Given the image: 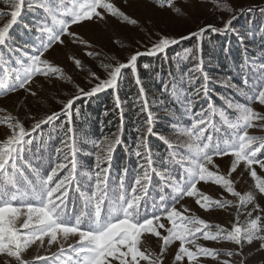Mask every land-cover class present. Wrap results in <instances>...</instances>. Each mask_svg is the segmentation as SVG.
Returning a JSON list of instances; mask_svg holds the SVG:
<instances>
[{
  "label": "snow or ice",
  "instance_id": "obj_1",
  "mask_svg": "<svg viewBox=\"0 0 264 264\" xmlns=\"http://www.w3.org/2000/svg\"><path fill=\"white\" fill-rule=\"evenodd\" d=\"M8 12L0 11L10 19L0 25V48L7 47L12 39L11 29L18 23L25 10L35 12L38 9L46 13V20L35 27V31L46 39L41 40L32 54L24 53L27 58L15 61L19 67L11 68L0 52V71L15 73L9 76L11 83L0 79V95H7L23 89L35 97L36 91L31 89L33 78L44 77L51 81L66 79L62 67L46 58L45 54L54 45L64 44L65 35L73 38V43L92 48L90 41L70 31L73 25L90 21L107 23L108 18H116L121 22L136 25L138 21L130 17L118 7L113 0H3ZM176 13L182 10L175 6L174 0H164V4ZM222 11L232 12L229 4L220 7ZM251 10V9H249ZM264 13V8L260 9ZM241 14L244 9H240ZM235 15L224 22L222 27L207 24L190 32L187 36L173 38L158 35L145 51L130 53L125 61L117 56H105L100 67L105 71L102 78L91 69L88 70V84L85 88L75 84L76 94L66 101H59L60 111L51 112L40 119L30 117L34 122L30 127L8 113L0 124L10 130L4 141L0 142V264H56L65 257L62 264H165L167 254L172 246L174 264H202L201 258L216 260L217 264H232L231 259H220L226 255L231 258L240 255L239 251L221 250L207 247L198 240L228 241L240 249L244 244L259 241L257 251L264 252V207L258 202V196L264 198V135H251L249 129H264V87L255 91H245L248 79L243 80L244 87L231 82L229 78L220 83L235 90L244 97L241 103L227 97H221L225 103L219 107L207 101L213 79L203 71L202 42L206 34H221L234 31ZM195 39L193 47L185 48L177 53L173 60L177 63L189 59L196 60L189 70L187 79L173 78L171 85L164 86V92L172 100L180 103L184 114L190 121L182 123L175 119L170 128L177 140L155 132V115L151 110L144 87L139 79L137 61L141 56L163 55L167 60V50L180 43L181 40ZM17 51H20L17 49ZM88 56L99 57L100 52L88 51ZM77 68L83 69L79 58L70 57ZM108 61V62H105ZM248 61L245 60V66ZM145 69L149 64H144ZM264 70V65L260 66ZM130 70L140 86L139 94L143 100L141 112L146 113L145 130L138 136L135 156L142 161L138 163V173L129 188L125 187L128 169L124 168L118 178V192L111 196L109 187L113 154L122 144L123 112L121 125L116 133L93 140L95 156L94 173L85 169L78 160L83 151L79 146L74 128V117H79L80 109L76 102L83 98H91L98 93L112 89L117 108L121 107L118 95L120 81L124 71ZM202 83L197 84L200 77ZM171 75V73H170ZM71 82V78L67 77ZM203 96L207 108L194 111L197 98ZM160 106L165 105L161 100ZM261 107L256 110L252 104ZM229 110H231L229 112ZM0 109V112H5ZM167 111V108H165ZM174 115V114H173ZM218 117L223 126L230 129L228 138L214 139L209 129L216 131L215 119ZM59 121V124L56 122ZM44 126L51 131L56 128L63 133L60 146L54 149L55 159L51 160L47 169L41 171L39 162L45 157L51 135L43 132ZM140 132L139 129H137ZM156 135L170 150L168 157L157 159L147 143V137ZM184 139L181 140L180 138ZM84 143H88L87 140ZM183 149V151H181ZM230 158V167L226 174L222 173L216 158ZM51 159V158H50ZM166 165H179L173 170ZM240 169L241 177L246 171L254 180V191L244 194L236 190L233 173ZM258 170L261 174H258ZM93 181L91 189L82 190L83 182ZM154 178L160 182L159 203L153 202L151 207L147 200L148 189ZM211 182L220 186L224 192L237 198V203L221 195L213 199L205 194L198 185ZM75 193V195H73ZM185 198H192L200 209H224L229 206L237 208L235 223L231 229L220 225H212L205 219L191 213V209L181 204ZM82 202L79 212L75 210L76 201ZM70 203L72 208L69 207ZM177 205H180L178 208ZM251 205V209L248 208ZM257 213L256 215H253ZM245 216L243 224L240 216ZM216 230L213 231L212 229ZM149 237L157 238L158 250H150L143 241ZM73 239L74 243H67ZM57 245V252L50 255L39 254V249L50 251ZM67 244V247L65 245ZM35 249L34 255L29 251ZM246 259V258H245ZM244 264V261H241Z\"/></svg>",
  "mask_w": 264,
  "mask_h": 264
},
{
  "label": "rangeland",
  "instance_id": "obj_2",
  "mask_svg": "<svg viewBox=\"0 0 264 264\" xmlns=\"http://www.w3.org/2000/svg\"><path fill=\"white\" fill-rule=\"evenodd\" d=\"M66 2L70 4L71 0H66ZM113 2L130 17L136 19L138 23L136 25H132L126 22H121L116 18L109 17L107 23L86 21L79 25H73L70 31L78 34L84 40L90 41L93 47L86 48L82 44L73 43V38L67 35L62 37L64 44L54 45L53 48L45 54V56L54 64L63 68L66 79L57 80L53 78L49 81L41 76L34 77L30 87L33 91L38 93L35 97L29 95L23 89H18L15 92H9L7 95H0V109L6 110L5 112H0V119L10 113L12 116L18 117L25 124V127H30L34 122L30 117L40 119L47 114H51V112L60 111L62 105L59 101H66L72 95L76 94V88L74 87L75 84H79L85 88L90 87L88 84L89 69L96 72L97 75L102 78H105L106 73L100 67V61L105 56L115 55L121 61H125L130 53L137 50L141 52L145 51V46L150 45L152 40H155L158 35L179 38L181 36H187L190 32L207 24L222 27L224 22L233 15L237 17V19L233 20L234 31L221 34H206L205 39L202 42V52L199 55L203 60V71L206 72L214 81V83L210 85L211 91L207 97V101L213 103L217 107L225 103L221 97H227L241 103L246 102L244 97L239 95V93L235 90L227 88L220 83L221 81H226L230 78L232 83L244 87L243 82L238 83V81L235 80L234 74L232 73L236 72L239 74L243 73L246 76L250 74V77H247V79L248 84L251 85L250 87H253L251 91H255L261 84V87H264V70L260 69L261 65L258 64L257 61H250V57H245V60L247 59L248 63H251V69H248L247 66H245V63L232 67V63L228 58L229 56H227L233 52H235L236 56L240 52H242L243 56L244 53L246 56H252L255 53L256 45L254 44V39L257 37V34L264 35V13H261L260 11L261 8H264V0H174L175 6L182 10V14H178L172 8L167 7L166 2L163 7L159 6L161 2H164V0H113ZM224 4L231 5L233 11L229 12L220 10V7ZM240 9H244L242 14ZM0 11H10V9L4 4L3 0H0ZM8 19H10V17L7 15L0 17V25L7 22ZM42 22L50 23V18L46 20V13L42 10L38 9L35 12H28L25 10L22 17L18 20V23L13 26L11 29V41L7 47L0 48V52L3 53L4 60L9 63L10 69L19 67L15 61L18 59H24L26 61L27 58L24 56V53L27 52L28 54H32L34 48L39 46L41 40L46 39V36H42L35 31L36 25ZM249 30L253 31L252 34H250ZM206 41L212 42L208 51H212L213 53L218 49L221 50L219 44H224L226 42L224 44L225 47H222L221 52L222 57L226 56V58H228L223 62V65L228 67V71H230L229 73L224 74L222 73L223 71L220 72L218 70L220 67L211 57L212 54L208 55L205 53L206 50L203 49L205 45L203 44ZM182 42L186 43V48L190 45L193 47V45L196 44L195 39L181 40L179 44L184 46ZM177 45H173L170 48L176 47ZM17 49L20 51H17ZM88 51L100 52L101 55L99 57H90L86 55V52ZM256 54L262 55L264 58V51H259ZM73 56L82 61L84 66L83 69L75 66L72 59H70V57ZM160 56L162 55H158V57ZM147 57L149 56L144 55L138 58V60ZM185 62V72H177V81H179L182 76H184L186 80L189 70L193 68L197 61L189 59ZM233 69H235V71H233ZM127 71L129 70H125L124 74ZM194 75L200 77V79L197 80V84L203 82L200 73H195ZM9 76L14 78L15 73L11 72V70L9 72L0 71V79L11 83ZM67 77L71 78V82L68 81ZM236 78L238 79V76ZM171 82L169 81V86L171 85ZM259 82L262 83L259 84ZM255 84H257L256 87ZM250 87L245 88V91H249ZM146 95L152 103H155L154 96L152 94L148 92ZM252 107L256 110H260L262 106L258 103H254L252 104ZM201 108H207V102L203 96L197 98L194 111H200ZM182 109L181 116L179 114L176 115L175 112L162 114L158 111L154 114L155 124L157 122L165 121V118H175V116L179 119L186 116V118L184 120L182 119L183 121L181 122H189L190 116L185 115L184 108ZM230 111L231 110H229V112ZM214 119L216 127L219 131L210 128L209 134H211L214 139L228 138V134L231 130L227 129L226 126H223L218 117ZM249 133L251 135L262 136L264 135V129L258 127L249 129ZM8 134H10V130L6 127V125L0 124V142L4 141ZM163 135L174 141L177 140V136L172 129ZM152 136L157 137L156 135ZM180 139L183 140L184 138L181 137ZM77 141H79V139H77ZM91 142L92 141L88 142V144L92 145ZM181 151H183V149H181ZM44 157L45 159L42 162H39L41 171L47 169L49 163L53 160L46 154H44ZM216 163L220 166L222 173L226 174L230 167V158H216ZM137 173L138 171L134 173V176L132 175V177L129 178L131 182H133ZM258 174H261L259 170ZM240 177L241 173L240 169H238L232 176V178L236 181V190L242 194L248 191H254L255 182L250 175L245 171L242 178ZM93 184L94 180L87 181L85 178L82 190L91 189ZM114 184H118V182L115 181ZM198 187H200L205 194L210 195L213 199H217L223 195L226 199L233 201L234 204L238 202L237 198L232 197L230 194L224 192L220 186L213 185L211 182L207 184L201 183ZM111 190H113V188ZM151 190L152 188L150 187L148 189L147 196L149 207H151L153 202L159 203V196L161 195L160 190L158 192L154 191L153 194L150 195ZM73 195H75V193H73ZM109 195L113 196V192L110 191ZM258 202L262 207H264V198L258 196ZM181 204L189 207L191 209V213L205 219L210 224L220 225L221 227L229 230L236 220L237 208L233 206H229L224 209H212L205 211L200 209L192 198H185L181 201ZM69 207L72 208L71 203ZM177 207L179 208L180 205H177ZM251 207V205H248L249 209H251ZM81 208L82 202L77 200L75 210L79 212ZM256 214L257 213H254L253 215ZM261 215H264V213H261ZM244 221L245 216L241 215L240 223L243 224ZM212 230L215 231L216 229L213 228ZM74 242L75 241L73 239H70L67 243L71 244ZM143 243L144 246L150 250H158L159 245L157 243V238L149 237L145 239ZM198 243L221 250L222 253L228 250L233 252L239 251L241 253L240 255H234L231 258L223 254L220 256L221 260L231 259L232 264H241V261H244V264H264V252L257 251L259 241H253L250 245L244 244L242 249L228 241L213 242L200 239L198 240ZM57 247L58 246L54 244L48 252H46L44 248L39 249L38 251L41 255L47 254L51 256L52 253L57 252ZM65 247H67V244ZM174 251L175 246H172L165 259V264H174ZM35 253V249L29 251V255H34ZM64 259L66 258L62 257L61 261H57L56 264H62ZM201 260L202 264H217L216 260H212L210 258H201Z\"/></svg>",
  "mask_w": 264,
  "mask_h": 264
},
{
  "label": "trees",
  "instance_id": "obj_3",
  "mask_svg": "<svg viewBox=\"0 0 264 264\" xmlns=\"http://www.w3.org/2000/svg\"><path fill=\"white\" fill-rule=\"evenodd\" d=\"M262 31V30H261ZM250 34H252V30H249ZM254 44L256 45V51L252 56H244L242 52H240L237 56L235 52L228 54L229 60L232 63V67H236L245 63V57H250V61H257L258 64L264 65V58L262 55H258L259 51H264V35L257 34V37L254 39ZM184 46L178 44L176 47L170 48L167 50V60H165L164 56H149L147 58H141L137 62V69L139 79L144 87L146 93H150L154 96L155 103L148 99L151 110L155 113L160 111V113L165 114L167 112H175L176 115L181 116V111L183 110V106L180 103L175 102L170 98V96L164 92V86L171 79L177 78V72H185V61H180L177 63L176 60L172 58L176 56L177 53L183 52L186 48V43L182 42ZM226 43V42H225ZM224 43V44H225ZM191 44V43H189ZM223 43L219 44V47L222 50V47H225ZM204 50L205 53L212 54V59L214 62L218 64L220 72L226 74L229 73L228 67L223 65L224 61L228 58L226 56L222 57L221 50H216V52H209L210 46L212 42L206 41L204 42ZM192 47L190 46H187ZM179 51V52H178ZM241 51V50H240ZM144 64H149L150 67L145 69L143 67ZM222 67V68H221ZM247 68L251 69V63L247 64ZM230 69V68H229ZM217 71V70H215ZM235 71V69H233ZM171 73V75H170ZM234 74L235 80L238 83H242L245 77H250V74L247 76L243 73L239 74L238 72L232 73ZM238 76V79L236 78ZM136 77L133 76L131 71H127L124 74V78L119 83L118 95L121 101V107L117 108L114 102V92L112 89H108L104 92L98 93L97 95L91 98H83L76 102L75 107H79L80 115L79 117H74V128L76 131L77 139H79L78 144L83 149V151L78 155V160L81 164L84 165V168L93 172L95 171V156H94V148L91 144L84 143L85 140L88 142L93 140H100L104 136L111 135L116 133L118 128L121 125V111L123 112V127L124 131L122 134V144L115 150L112 159V166L110 171V189L113 188V196L117 194V186L118 184H114L115 181L118 182L119 176L122 174V170L124 168L128 169V174L125 177V187L130 189V186L133 182L129 180V178L134 176L138 169V163H141L136 156V144L138 140V136L140 133L145 130V121H146V113L141 112V105L143 103L142 98L139 94L140 86L135 82ZM259 80V79H258ZM257 80V81H258ZM262 82H259L261 84ZM257 84H255L256 87ZM262 85V84H261ZM261 85L259 87H261ZM251 85L248 84V87ZM254 87V88H255ZM253 87H250L249 90H252ZM164 100L165 105L160 106V101ZM167 108V111H165ZM186 116H183V120ZM179 119L175 116L165 118L163 122H157L155 124V132L166 134L171 130L170 124L173 120ZM180 119L181 121H183ZM59 124V121L56 122ZM140 130V132L137 131ZM44 134L47 136L51 135V140L48 144V150L44 154L55 159L54 149L60 146L61 139H63V133L56 128L55 131H51L49 126H45L43 128ZM147 143L151 148L154 157L159 159H164L168 157L170 150L167 148L162 141L158 140L155 136H150L147 138ZM167 167H171L173 170L179 167V165H166ZM153 185L151 188V194L153 192H158L160 190V184L158 178H154Z\"/></svg>",
  "mask_w": 264,
  "mask_h": 264
}]
</instances>
